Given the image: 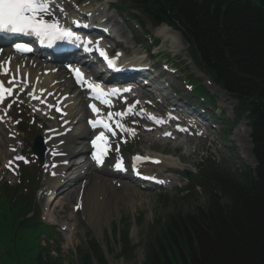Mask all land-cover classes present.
<instances>
[{
	"label": "rangeland",
	"instance_id": "1",
	"mask_svg": "<svg viewBox=\"0 0 264 264\" xmlns=\"http://www.w3.org/2000/svg\"><path fill=\"white\" fill-rule=\"evenodd\" d=\"M78 1L80 0H72V3L68 4L70 12L80 14V12L83 13L87 9H95L97 17L101 15L109 21L115 22L117 31L119 32L117 39L121 41L120 45L125 52L126 58H143L146 56L143 49L148 50L152 48L151 54L155 53L156 55L154 57L157 58V60L162 63H167L169 67H173L180 71V78L176 76L172 78L182 92L187 91L184 87L185 83L183 79L185 74H192L195 79L198 78L203 81V85L216 101V106L218 108L215 111L216 114L218 115L219 112L223 114V118L220 121L217 115L212 118L213 120L219 124L223 122L226 124L224 118H231L233 116L234 103L232 104L231 100L224 96L222 90L217 86L216 89L214 87L215 85L205 74L194 66L193 60L187 54L186 45L179 42L181 44L178 43L177 45H179V47H177L169 38L164 39L160 37V39L159 35L154 33L155 27H152L145 19L143 20L146 21V30L148 33L146 37L143 38L142 43L138 44L136 43L137 39L135 40V37L132 35V31H139V29H136L138 24L133 20L124 19L115 9L117 0H81V3L74 6L73 2L77 4ZM119 1L123 4L126 3L125 0ZM108 5H111L110 10L107 9ZM154 38L160 39L159 46L155 48L152 47ZM32 60H34V58L28 59V61ZM157 60L150 59L152 64H157ZM185 66H187L186 70H184ZM158 68H160V65H158ZM36 72L40 73L39 70H36ZM45 72L50 73L45 69L43 75H45ZM164 75L167 76L166 74ZM198 81L199 80H196L194 83ZM62 83L64 82L62 81ZM60 86L61 85H59V87ZM138 94H141L140 90L133 92V95L137 96ZM151 102L153 101L151 100ZM19 103L20 106H17V104L14 105L13 111H11L12 119L10 120L13 126H10V128H6L7 126L0 127V181L5 180L14 186H19L16 184L20 183L21 168L26 167L29 175L33 176L35 179V185L38 184V186L41 187L37 193L36 201L39 204L38 211L43 217L42 222H46L45 224H47L48 227L40 223H36L34 226L20 227L19 218L14 215L12 211L5 210L7 208L4 204H0V264H36L38 253L40 249H42V239L49 241L53 237V232L54 239L47 243L45 242V245L49 247L50 255L59 260L61 264H83L82 257L88 253L91 254L89 248L90 244H88L90 240L98 242L105 260L104 263L96 257H93V264H142L146 258V245L148 242H151V240H148L147 230L152 223H155L157 219L162 221L165 220L169 214L177 210L195 213L199 206H204L208 202L207 195L202 188H197L196 191L192 193L183 191L189 185V182L183 176V171L180 170L183 165L187 166L191 174L197 177L199 174L197 167L201 162L209 159V157H212V159L218 162L223 168L230 170L254 164L251 156L252 148L250 151L246 138L248 132L243 131L245 128L244 126L237 125L234 129H227L226 137L219 132L217 133L216 128L210 126L209 130L211 134L207 138L199 139L191 135H177L174 136V139H170L163 137V130L154 132L148 131L144 129V124L142 125V121H139V119H127L126 125L130 127L126 130V142L123 145L122 142L119 141L115 146L113 145V152L115 154L119 153L124 157L127 156L131 161H137L134 157L139 155L143 157L151 155L158 156L160 159L171 158L172 161L170 166H172V169H174L176 173L168 176L173 178V180L168 183L166 187L143 189L140 185L129 179L127 184L136 190L134 203L132 197L126 194L123 186L119 187L117 185L113 187V189H108V192L105 194L106 198L111 197L109 203L111 210L109 213H106L107 218L103 219L102 222H96L97 220L94 221L90 219V216L85 215L83 210V213L81 211L75 212L73 207L77 202L73 199L74 197L71 200L58 199L59 201L57 200L54 203L55 205L53 204L54 207L52 206V208L55 209L54 214L50 213V217H48L44 210L43 192L45 188L53 183L49 178V173L45 172L43 168V170H41L42 175L40 177L37 176L40 166L36 161H33L34 158H32V155L27 158L30 164H18V176H15L6 168V164L11 161V151H7L9 146L6 142L7 133H16L15 137L18 138L19 143H14L13 147L16 145L18 148L17 152L19 153L28 149L27 145L31 142L34 135L41 133V126H47V123L51 125L49 117L45 119L40 118L36 121L33 120V110L28 107L27 99H22ZM144 103V107L147 111H152L147 102L144 101ZM37 105L40 106V104ZM78 105L80 107L81 104L79 103ZM159 105H155V111L156 109H161V105ZM140 108L143 109V105H141ZM208 112L210 116L214 115L212 109ZM54 115L56 118L57 115L53 113V117ZM204 115L206 119L209 118L207 114L204 113ZM206 119L205 122L208 124H217L209 123V119ZM144 123L149 124L150 122L145 121ZM15 124L19 126H24L26 124L28 126L26 133L19 132L15 128ZM226 126H231V124L229 123V125ZM46 132L47 130L45 134ZM197 133L200 135V130L197 131ZM203 137H205V135ZM224 139L229 141V146L225 144ZM117 144L120 145V147L117 146ZM15 154L16 153H13L12 155ZM173 158L177 160L180 158V164ZM167 162H170V160L168 159ZM71 166H73V163L70 164V167ZM78 167L79 166H77V168ZM155 169L157 168L155 167ZM164 170L165 169L159 168L160 173H164ZM94 173L100 174L99 171ZM84 177L85 176H82V178ZM105 177H107V175H105ZM19 187L20 190L23 191L24 189L26 191L27 197H32L31 190L34 188L28 181H24ZM102 188L106 189V186ZM115 198L116 200L114 201ZM73 226H75V230ZM66 228L68 229L66 230ZM127 230H129L131 244H135L137 248L132 255L120 256L118 252L120 253L123 250V243L120 237ZM70 236H72V241L69 243L68 237ZM194 241H196V238H191L190 244L195 248ZM189 261L190 260L187 259V262Z\"/></svg>",
	"mask_w": 264,
	"mask_h": 264
},
{
	"label": "trees",
	"instance_id": "2",
	"mask_svg": "<svg viewBox=\"0 0 264 264\" xmlns=\"http://www.w3.org/2000/svg\"><path fill=\"white\" fill-rule=\"evenodd\" d=\"M125 1L153 24L166 22L181 31L197 64L238 99V115L248 113L257 161L256 169L236 172L208 162L190 191L202 187L207 204L151 224L142 264H264V0ZM197 90L209 96L202 86ZM0 204L19 218L20 227L34 226L26 216L35 203L18 187L3 185ZM121 240L118 255H132L137 246L128 231ZM90 250L83 264H93V257L105 263L95 241ZM36 264L60 262L40 249Z\"/></svg>",
	"mask_w": 264,
	"mask_h": 264
},
{
	"label": "bare ground",
	"instance_id": "3",
	"mask_svg": "<svg viewBox=\"0 0 264 264\" xmlns=\"http://www.w3.org/2000/svg\"><path fill=\"white\" fill-rule=\"evenodd\" d=\"M59 5L63 6V3H59ZM60 15L61 12H59L57 5L54 6V8L51 9L50 18L57 20L58 18H60ZM111 27L115 28L117 26L115 25V23H112ZM115 30L117 31V29ZM154 32L160 35L161 37H163L164 39L169 38L170 40H172V42L176 44L177 47H179V45H177L179 42H181L184 45V42L182 41L180 35L175 30H173L172 28L168 27L165 24L156 27L154 29ZM21 57L24 59H22ZM25 59L26 56H18L17 54H14L10 50H4V52L0 53V81H4L10 87H13L12 85L13 83L9 82L13 77H15V79L17 80L16 82L18 83L19 82L18 76H19V79L21 80L23 86L26 84V81L28 80V84L31 87L30 88L31 95L33 97H36V99H39L40 102L44 101L47 104V106L56 103L57 100L56 101L54 100L55 97L60 95V97L57 99H61L63 94L73 92L71 81L66 77L63 80V82L65 81V83H67V85H65L64 87L65 89L59 87V85L62 84V78H61L62 71H60L59 73L45 72V75H43L45 68L42 66L43 63L40 62V59L38 60V57L36 58L34 57V60L32 61H28V60L26 61ZM6 64L8 65V70H9L8 76H3L2 72L5 71ZM36 70H39L40 73H37ZM145 79L151 83V85L150 84L147 85L148 87H150L154 92L163 95L162 87L159 86L155 78L154 80H151L149 78H145ZM214 87L217 89L216 86ZM47 95L49 96L47 97ZM224 96L227 97L225 93ZM173 99L176 100V102L180 103V101L178 100L181 99L176 97H173ZM73 102L74 100L71 95L63 101L62 107L65 109L66 115L64 117L56 116L54 127L46 129L47 132L46 134H44V137L48 138L50 137L51 133H57L62 131L66 133L64 137L60 139H51L49 142L46 143V147L49 148V151L45 154V158L47 159V161L48 159L50 160L49 169L50 171L52 170V172H56V176L51 178L54 179L53 184L48 187L49 190L48 189L45 190V195L43 196L45 212L47 216L50 217V213L54 214V210H55L54 208H52V206L58 199L60 200L62 198L64 200H69V199L71 200L74 197L73 199H75V202L78 201V204H80L85 215L90 216V219H93L94 221L97 220L96 222L98 221L102 222L103 219L107 218L106 213L107 212L109 213L111 210V207H109L111 197L106 198V194H105L106 192H108V189H113V187H116V185L123 186L126 194L132 197L133 203L135 202L136 190L132 186H129V184H127V177H125L124 180H116L115 178L114 180L108 177L111 176V172L109 169L100 170L99 171L100 174L94 173L97 171V169L94 166L92 165L90 166L88 164L90 160L89 158L85 160L84 157H81L84 163L82 165L76 164L72 168L74 170H72L71 174L67 176L66 172H68L67 171L69 169L68 167H70L69 157L76 154L79 149H81L80 151L89 150L88 148L89 146L86 144V141L90 136V131L87 129L85 124H83L80 129L72 132H70L69 130L70 127L69 125H65L62 128H60V130L55 131L56 127L62 125L65 120H69L72 117V114H75V106ZM43 107L46 108V106ZM0 112L2 113V116L5 113V109H3V105L1 102H0ZM82 112L85 113L86 115L88 113L85 105L82 108ZM5 122L6 124L8 123L10 124V121L7 118ZM244 124H246L245 121ZM245 131H247L248 134H250V129L248 127L245 128L244 132ZM248 134L246 138L248 140L247 143L249 146V150L251 151L252 146ZM16 140L17 137L15 136L7 139L6 142L9 145L7 151H13L10 149H12L14 143H17ZM12 154L13 152L10 153L11 158L14 157V155ZM168 159L170 160V162H167ZM173 159H175V161H177L180 164V158H178V160L176 158ZM171 161H172L171 158H166V159L162 158L157 161V165L155 166L158 170L159 168L160 169L172 168V166H170ZM52 162H57V166L55 168L51 167ZM74 164L75 163H73V165ZM77 166L79 167L77 168ZM154 168L155 167L152 166L149 167L144 166V170L146 172L150 174L158 175L157 171H155ZM187 169L188 167L185 165H183L181 168L182 171H185ZM102 174L107 175L108 178ZM82 176L85 177L82 178ZM145 184H147V182H145ZM103 186H106V189H103L102 188ZM116 198L114 199V201L116 200ZM73 228L75 230V226H73ZM73 236H74V232H73ZM71 241H72V236L68 237V242L70 243Z\"/></svg>",
	"mask_w": 264,
	"mask_h": 264
},
{
	"label": "snow or ice",
	"instance_id": "4",
	"mask_svg": "<svg viewBox=\"0 0 264 264\" xmlns=\"http://www.w3.org/2000/svg\"><path fill=\"white\" fill-rule=\"evenodd\" d=\"M51 9L52 0H0V32L31 34L38 37L40 43L47 42L48 44H54L56 41L61 40H80L81 37H79L70 28L64 27L59 22V20L50 18ZM74 23L78 24V22ZM84 43L85 46H87L92 44L93 41L86 40L84 41ZM95 43L97 48L99 49L100 56L103 57L110 66L114 67V62L113 60L108 58L106 50L99 48V41H96ZM16 48L18 51L31 50L30 47L26 44H17ZM86 50L90 49H87L86 47ZM8 71L9 70L6 68L5 74H7ZM72 71L76 74L77 81L81 84H87V87L93 89L97 93V98L102 99L105 104L110 103V101L106 97L116 95L121 91L120 89H110L108 91H105L102 85L93 83L90 80H86L84 78V73L79 68H73ZM13 79H15V77H13ZM124 91H130V89H124ZM11 92L12 88L5 87V82L0 81V101L3 100L6 93L11 94ZM91 107L93 111L99 115L100 109H98L95 104L91 105ZM131 110L132 108L130 106L128 111L131 112ZM126 114L127 113L123 112H109L107 120L97 119L90 121V123L93 127L102 124L105 128H108L109 131H112V127L107 121H110L113 116H123ZM150 118L157 119L154 116ZM117 127L124 128V126L120 123H117ZM166 135H170V133H166ZM100 142H103L104 144V148L102 151L99 150ZM92 143L94 147L98 148V151L95 154V159L98 161V163L103 164L104 157L110 149V143L108 142L105 133L101 132ZM136 159L141 160L148 158L138 156L136 157ZM115 167H123L122 158L115 165Z\"/></svg>",
	"mask_w": 264,
	"mask_h": 264
},
{
	"label": "water",
	"instance_id": "5",
	"mask_svg": "<svg viewBox=\"0 0 264 264\" xmlns=\"http://www.w3.org/2000/svg\"><path fill=\"white\" fill-rule=\"evenodd\" d=\"M38 139L41 140V138L37 137L36 141H37ZM186 176H187L188 178H191L189 172H186Z\"/></svg>",
	"mask_w": 264,
	"mask_h": 264
}]
</instances>
